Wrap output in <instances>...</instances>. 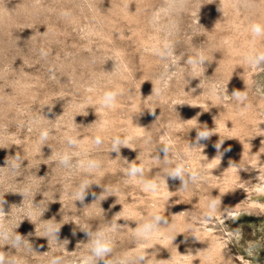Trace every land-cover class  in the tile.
<instances>
[{"label":"rangeland","instance_id":"obj_1","mask_svg":"<svg viewBox=\"0 0 264 264\" xmlns=\"http://www.w3.org/2000/svg\"><path fill=\"white\" fill-rule=\"evenodd\" d=\"M253 24L264 27V0H0L5 264H85L95 234L113 225L111 264L140 254L151 264H264V64L244 61L264 52ZM196 50L206 61L192 71L184 61ZM114 89L116 107L101 109ZM205 129L212 135L198 140ZM117 137L127 145L113 147ZM133 165L143 166L135 180ZM178 165L182 178L171 175ZM143 181L163 186L146 192ZM155 214L160 231L138 241L133 231Z\"/></svg>","mask_w":264,"mask_h":264},{"label":"clouds","instance_id":"obj_2","mask_svg":"<svg viewBox=\"0 0 264 264\" xmlns=\"http://www.w3.org/2000/svg\"><path fill=\"white\" fill-rule=\"evenodd\" d=\"M251 31L254 36H262L264 35V27H262L260 24H253L251 27ZM168 55H172V51L169 50ZM205 57L203 54V50H196L193 55H190L184 63L188 65L192 71H196L198 68L202 67L205 63ZM245 64L248 65L251 69L255 70L257 69L260 65L264 64V52L261 53H254L250 54L244 57ZM246 82V81H245ZM247 85V84H246ZM120 90L119 89H114V90H108L105 91L102 96L99 98L98 103L100 105V108L103 110H110L114 109L116 107V101L118 95H120ZM235 100H237L242 107L246 108L247 105V92L245 91H239L236 90L232 93L231 95ZM192 106V105H191ZM194 119H190L187 122H191ZM212 133L209 130H201L198 132V140H207L210 138ZM49 138V130L44 129L40 133V141L41 143H45ZM78 139L77 138H69L68 139V145L71 147H76L78 146ZM95 143L99 145L101 143L100 137L97 136L95 139ZM125 144L127 145L126 141H122L119 137L114 138L113 140V147L117 144ZM222 141L218 142L215 144V148L219 151ZM230 150V149H229ZM16 160H20L21 158L17 155L14 157ZM70 158V154L65 151L62 154L59 155V163L61 165H67L68 161ZM7 164V161H6ZM15 167V166H14ZM86 171L88 172H95L96 169L99 168V163L95 160H89L86 164L83 165ZM143 170V166L141 167H136L133 165L129 170H128V176L130 179L135 180L136 179V173L141 172ZM184 165H178L175 170L171 173L173 177L175 176H181L182 178V173L185 171ZM198 175L196 172L192 171V179L195 182L198 179ZM90 180H83L78 188L74 192V199L78 200H83L84 199V189L85 187L90 183ZM163 186V183L160 182L159 185H157L154 182H144L143 181V187L144 191L146 192H152L156 193L158 192ZM185 187H187V184H185ZM208 208L210 211L215 210V200L212 199L208 202ZM162 216L159 214L152 215L151 219L148 220L146 219L143 223H141L134 231L133 234L135 238L138 241H147L150 240L158 231H160L158 224L162 220ZM167 223V221H165ZM116 230L115 225L111 229H106L104 231H99L95 234L94 239L92 242L88 245V251L89 255L85 258V264H98L99 260H104V264H111L110 260L108 257H110L113 253L114 250V240L112 233ZM60 231L59 229H53L50 230L51 234H58ZM6 235L0 236V239H8ZM14 240V243L11 245L13 248L16 247L20 242L23 240V236L20 234H16L14 237H12ZM50 242V239H49ZM137 248H140V245H137ZM148 255L140 254L135 256L134 260L131 262V264H141V262H144V264H151V259H146ZM0 264H5V255L4 253H0ZM7 264H23L22 261L17 260V259H9ZM50 264H61L60 258H53L50 262Z\"/></svg>","mask_w":264,"mask_h":264},{"label":"bare ground","instance_id":"obj_3","mask_svg":"<svg viewBox=\"0 0 264 264\" xmlns=\"http://www.w3.org/2000/svg\"><path fill=\"white\" fill-rule=\"evenodd\" d=\"M260 191H261V192H264V188H262Z\"/></svg>","mask_w":264,"mask_h":264}]
</instances>
